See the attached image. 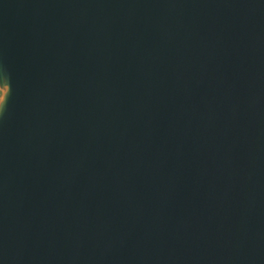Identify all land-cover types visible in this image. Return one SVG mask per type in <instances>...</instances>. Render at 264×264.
<instances>
[{"label": "water", "instance_id": "water-1", "mask_svg": "<svg viewBox=\"0 0 264 264\" xmlns=\"http://www.w3.org/2000/svg\"><path fill=\"white\" fill-rule=\"evenodd\" d=\"M5 82L0 264H264V0H0Z\"/></svg>", "mask_w": 264, "mask_h": 264}, {"label": "clouds", "instance_id": "clouds-1", "mask_svg": "<svg viewBox=\"0 0 264 264\" xmlns=\"http://www.w3.org/2000/svg\"><path fill=\"white\" fill-rule=\"evenodd\" d=\"M5 85H7L8 91L3 96V99H0V113H3V111L5 110L6 102H7V97H8V94L10 92V85H9V83L5 82V83H3V85H0V86H5Z\"/></svg>", "mask_w": 264, "mask_h": 264}, {"label": "snow or ice", "instance_id": "snow-or-ice-1", "mask_svg": "<svg viewBox=\"0 0 264 264\" xmlns=\"http://www.w3.org/2000/svg\"><path fill=\"white\" fill-rule=\"evenodd\" d=\"M0 99H3V96L2 95H0Z\"/></svg>", "mask_w": 264, "mask_h": 264}]
</instances>
